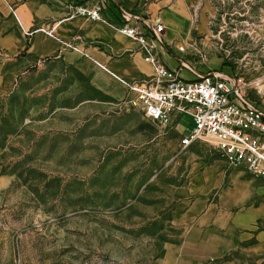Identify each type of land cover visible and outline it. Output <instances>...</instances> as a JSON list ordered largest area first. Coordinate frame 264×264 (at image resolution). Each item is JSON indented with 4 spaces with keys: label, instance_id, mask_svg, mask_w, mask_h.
Wrapping results in <instances>:
<instances>
[{
    "label": "rangeland",
    "instance_id": "obj_1",
    "mask_svg": "<svg viewBox=\"0 0 264 264\" xmlns=\"http://www.w3.org/2000/svg\"><path fill=\"white\" fill-rule=\"evenodd\" d=\"M226 2V14L214 8L216 17L209 15L219 30L264 19V0L256 1L263 14L253 16L244 15L247 0ZM215 28L212 46L198 43L208 60L210 47L227 49ZM255 49L264 65V44ZM256 81L264 99V77ZM129 97L105 95L61 59L0 58V180H9L0 186V264H162L167 248L192 230L209 238L228 232L226 219L217 222L220 207L179 223L193 202H234L237 185L253 194L241 209L264 210V181L229 164L214 140L180 145L189 116L159 126ZM210 170L212 189L196 191L195 176ZM248 233L221 260L264 264V215Z\"/></svg>",
    "mask_w": 264,
    "mask_h": 264
},
{
    "label": "crops",
    "instance_id": "obj_2",
    "mask_svg": "<svg viewBox=\"0 0 264 264\" xmlns=\"http://www.w3.org/2000/svg\"><path fill=\"white\" fill-rule=\"evenodd\" d=\"M249 1L243 5V11H246L244 15L263 14L262 7L256 3L260 0H251V5L247 4ZM98 3L104 5L103 16L106 22L72 16L76 6H93ZM196 3L197 0H0V58L25 53L26 58L32 62L53 57L61 59L87 75L96 89L114 99L122 100L129 94L127 83L150 78L154 70L144 60L140 45L120 33L117 27L124 24L126 13H150L151 16L160 15L165 24V43L161 48V58L166 65L176 69L179 58H184L195 69H183L182 75L186 78H196L211 71L220 72L243 86L250 100L264 109L261 91L251 85L253 80L264 77V74L259 75L261 66L258 69L259 64L263 65V59L258 56L259 52L254 51L261 45L258 20L247 25H227L219 32L218 26L215 28L209 22V15L216 17L217 13L208 1L199 11L198 23H194ZM155 10L159 12L156 14ZM41 27L53 29L55 37L39 30ZM214 28L215 32H219L222 46H227V49L224 54H218L210 47V59L204 62L199 57H194L190 43L196 39L198 43L212 46L210 38ZM241 29H249L255 35L252 34L250 38H234L233 32ZM59 39L75 44L88 56L67 48ZM181 45L187 46L186 52H179L178 47ZM211 175L210 170L204 174L205 179L202 175L195 176L192 185L196 191L204 189L206 192L212 189L208 182ZM8 181L3 178L0 186ZM253 182L251 180L250 184L245 183L244 186L250 187ZM230 190L234 202H193L179 220L181 224L191 222L202 208H206L208 212H216L220 207L225 211L217 217V222L226 219L228 232L224 235L216 233L214 238H209L192 230L182 243L171 244L167 248L162 264H236L233 259H221L253 235L248 233L249 227L264 215V210L256 207L244 211L241 208L249 203L247 200L253 194L247 196L237 185ZM261 235V232L257 233L258 237ZM218 260L220 261L217 262Z\"/></svg>",
    "mask_w": 264,
    "mask_h": 264
},
{
    "label": "built area",
    "instance_id": "obj_3",
    "mask_svg": "<svg viewBox=\"0 0 264 264\" xmlns=\"http://www.w3.org/2000/svg\"><path fill=\"white\" fill-rule=\"evenodd\" d=\"M206 1L217 8V12L222 10L226 14L227 0H197L193 12L195 24L198 23L199 11ZM103 9L102 3L79 5L75 7L72 16L106 22ZM13 13L17 17L14 9ZM124 17V24L118 26L117 30L140 45L144 60L154 70L150 78L127 83L130 94L127 102L136 105L145 118L159 126L180 123L184 116H189L192 126L181 137L180 145L183 148L211 138L229 164L243 167L254 178L264 181V109L250 100L243 86L220 72L211 71L196 78H186L182 70L195 69L184 58H179L176 69L166 65L161 58L166 28L160 15L126 13ZM258 26L261 32L259 41L264 44L262 17ZM39 30L55 37L53 29L41 27ZM63 43L67 48L88 56L75 44ZM187 49L186 45L178 47L179 52H186ZM190 50L192 54L199 55L200 60H208L207 54L199 49L197 41L190 43Z\"/></svg>",
    "mask_w": 264,
    "mask_h": 264
}]
</instances>
